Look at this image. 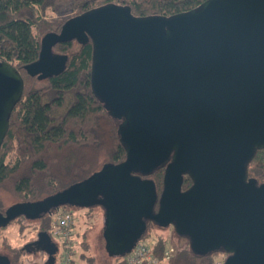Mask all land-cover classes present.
I'll return each instance as SVG.
<instances>
[{
    "label": "water",
    "instance_id": "95a60500",
    "mask_svg": "<svg viewBox=\"0 0 264 264\" xmlns=\"http://www.w3.org/2000/svg\"><path fill=\"white\" fill-rule=\"evenodd\" d=\"M69 41L92 44L91 90L119 120L125 159L9 206L0 229L62 206H99L110 256L128 254L150 221L172 227L198 256L264 264V183L247 174L264 149V0H206L170 17L103 5L46 33L26 74L40 81L59 75L67 57L53 48ZM23 90L17 69L0 60V147ZM161 168L158 196L148 177ZM185 175L191 185L182 190ZM38 238L54 264L56 243L45 232ZM0 264H10L8 257L0 255Z\"/></svg>",
    "mask_w": 264,
    "mask_h": 264
},
{
    "label": "trees",
    "instance_id": "16d2710c",
    "mask_svg": "<svg viewBox=\"0 0 264 264\" xmlns=\"http://www.w3.org/2000/svg\"><path fill=\"white\" fill-rule=\"evenodd\" d=\"M204 1L73 0V14L53 25L47 14L57 0H0V60L16 68L24 81L23 94L10 114L9 128L0 147V186L19 198L17 203L37 201L89 178L105 165L125 159V149L117 134L119 120L107 113L91 90L90 41L85 45L69 41L54 46V53L67 57L59 75L40 81L26 74L25 66L37 60L41 39L46 33H58L66 20L107 4L128 6L134 16L170 17L196 9ZM39 82L43 84L37 85ZM102 155L108 161L99 166ZM247 174L264 183V149L255 153ZM148 178L153 181L159 196L163 169L155 170ZM190 185L191 180L185 175L182 190ZM63 208L73 207L58 209ZM58 209L34 219L40 220L38 232L51 236V218ZM146 225L142 238L155 239L153 254L160 259L167 245L162 237L149 232V228L165 227L150 221H146ZM78 237L76 231L72 237L76 240L73 247L82 249L78 259L82 264H93L92 258L84 252L87 245L83 240L77 243ZM185 242V247L174 250L167 264L215 263L214 255L219 253L198 256L191 251L186 239ZM116 258L120 264H125V255ZM69 264L77 263L71 258Z\"/></svg>",
    "mask_w": 264,
    "mask_h": 264
},
{
    "label": "rangeland",
    "instance_id": "374dc122",
    "mask_svg": "<svg viewBox=\"0 0 264 264\" xmlns=\"http://www.w3.org/2000/svg\"><path fill=\"white\" fill-rule=\"evenodd\" d=\"M73 0H57L51 10H48L47 19L53 25L61 23V21L71 16ZM43 82L37 83L42 85ZM108 159L100 156L99 166ZM20 202V199L12 194L5 187L0 186V210L4 211L9 206ZM71 211L75 218V231L79 233L78 241H84L87 247L85 253L92 258L93 264H120L114 256H110L105 249V241L103 239V210L100 207L86 209L84 207H73ZM40 220H26L22 217L14 219L8 226L0 229V255L10 258V264H45L46 257L43 253L25 249V245L32 242L37 237L39 231ZM149 232L160 236L165 240L166 245H170L175 249L185 247V239H179L174 233L172 227L160 228L157 226L150 227ZM76 233V232H75ZM83 233H85L84 238ZM153 236V235H152ZM75 246L76 240H73ZM57 243L56 241H54ZM82 243V242H81ZM57 254L54 257V264H62L63 249L59 244ZM74 251V253H73ZM72 258L75 263L82 264L78 259L82 249L72 248ZM17 254V256H15ZM226 255L219 253L214 255V264H223ZM69 264V263H68Z\"/></svg>",
    "mask_w": 264,
    "mask_h": 264
},
{
    "label": "built area",
    "instance_id": "2783aa9c",
    "mask_svg": "<svg viewBox=\"0 0 264 264\" xmlns=\"http://www.w3.org/2000/svg\"><path fill=\"white\" fill-rule=\"evenodd\" d=\"M75 218L71 209H58L51 218L50 234L55 241L63 247L62 264L70 262L72 255L73 240L75 235ZM155 239L152 237L141 238L125 255V264H167L174 254V248L167 245L162 251V257L159 259L153 254Z\"/></svg>",
    "mask_w": 264,
    "mask_h": 264
},
{
    "label": "flooded vegetation",
    "instance_id": "af4514ba",
    "mask_svg": "<svg viewBox=\"0 0 264 264\" xmlns=\"http://www.w3.org/2000/svg\"><path fill=\"white\" fill-rule=\"evenodd\" d=\"M89 208H92V207H89ZM89 208H87V209H89ZM7 209V208H6ZM5 209V210H6ZM4 210V211H5ZM3 211V212H4ZM39 233V232H38ZM38 233H37V237H36V239H34L32 242H30V243H28V244H26L25 245V249L27 250V251H30V250H34V251H37V252H40V253H43L44 255H45V257H46V263L45 264H48V260H49V256L47 255V253H46V251L44 250V244H41L38 240H39V238H38ZM51 237V236H50ZM51 239H52V237H51ZM52 241L54 242V240L52 239ZM39 242V243H38ZM55 243V242H54ZM57 245V244H56ZM58 247V246H57ZM57 254V253H56ZM55 254V255H56ZM9 262H10V260H9Z\"/></svg>",
    "mask_w": 264,
    "mask_h": 264
}]
</instances>
